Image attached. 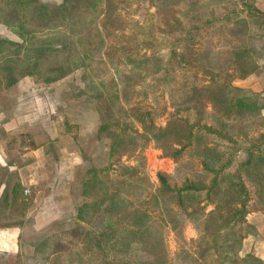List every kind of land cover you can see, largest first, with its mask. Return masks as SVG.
<instances>
[{
  "label": "trees",
  "instance_id": "trees-1",
  "mask_svg": "<svg viewBox=\"0 0 264 264\" xmlns=\"http://www.w3.org/2000/svg\"><path fill=\"white\" fill-rule=\"evenodd\" d=\"M135 1L141 12L155 8L160 35L169 31L166 53L155 48L153 23L146 38L114 45L129 24L127 0H0V21L19 36H0V92L82 69L75 96L96 110L99 133H113L106 162L84 171L75 211L42 230L25 184L4 181L10 166L32 159L0 162V228L20 230L28 264H264L242 254L258 234L249 214H264V91L234 84L259 69L252 42L264 36V9L257 0ZM64 125V134L78 128ZM152 142L176 162L157 183L144 155Z\"/></svg>",
  "mask_w": 264,
  "mask_h": 264
},
{
  "label": "rangeland",
  "instance_id": "rangeland-1",
  "mask_svg": "<svg viewBox=\"0 0 264 264\" xmlns=\"http://www.w3.org/2000/svg\"><path fill=\"white\" fill-rule=\"evenodd\" d=\"M53 1L59 3L61 0ZM127 1L130 7L122 12V15L129 20V24L123 33H119L120 41L113 40L114 45L119 46V42L129 44L131 39L146 38V32L151 29L153 23L155 30L152 29V36L158 43L155 48H164L163 52L166 53L168 51L166 38L170 37L169 28L164 25L163 29L168 31L167 36L160 35L162 25L153 16L155 8H145L141 12L135 0ZM0 36L19 39L17 29L1 21ZM150 48L152 47H145L142 52ZM85 53L91 60L93 55L88 50ZM255 60L257 61L256 58ZM212 61L216 66V52L213 53ZM82 73V69L77 70L53 84H44L27 77L16 86L0 92V122L8 120L1 122L4 134H0V162L6 164L13 158L20 165L32 159V162L22 167L10 166L4 181L12 182L16 178L25 180L27 187L25 193L33 200L28 213L35 212L36 219L39 212V225L44 223V213L49 211L52 221L41 228L34 226L36 230H42L61 216L72 214L82 199L80 191L85 169L92 162L102 165L107 160L113 133H99L96 110L85 98L75 96L76 86H83ZM236 80L238 78L234 82ZM67 118L71 124L78 126L77 130L75 128L73 131L76 133L64 134L66 129L64 122ZM167 120L168 116H165L158 124L165 125ZM74 134L77 136L74 137ZM48 139L53 142V148L46 152ZM144 155L147 160V172L155 183L158 182V172L172 173L176 165L172 158L163 156L162 150L153 142L144 150ZM35 160L38 163L30 165ZM249 215L248 218L257 227L258 234L245 239L242 254H259L264 258V214L253 211ZM185 236L187 239L196 238L197 233L192 225L185 228ZM167 238L170 255L173 258L177 244L172 233H169ZM30 252V248L22 246L20 230L17 227L0 228V264H28L27 256ZM140 258L144 260L146 254L141 253Z\"/></svg>",
  "mask_w": 264,
  "mask_h": 264
},
{
  "label": "crops",
  "instance_id": "crops-1",
  "mask_svg": "<svg viewBox=\"0 0 264 264\" xmlns=\"http://www.w3.org/2000/svg\"><path fill=\"white\" fill-rule=\"evenodd\" d=\"M257 4L260 8L264 9V0H257ZM252 50H253V54L255 56V58L257 59V62L259 64V69L257 70L256 73H254L252 76H250L248 79H238L236 80L234 83L235 85H238L240 87H244V88H249L252 89L254 91H264V36L262 37H258L255 39V41L252 43ZM38 161H34L32 164V166H34L35 164H37ZM26 181H30V179H26ZM22 182L25 184V180H22ZM40 216L39 212L38 215L35 219V227L36 228H41L44 225L48 224L50 221H52L50 219V213L45 212L44 213V223L39 225L38 222V217ZM250 217V215H249ZM259 255V254H257ZM260 257H262L261 255H259Z\"/></svg>",
  "mask_w": 264,
  "mask_h": 264
},
{
  "label": "built area",
  "instance_id": "built-area-1",
  "mask_svg": "<svg viewBox=\"0 0 264 264\" xmlns=\"http://www.w3.org/2000/svg\"><path fill=\"white\" fill-rule=\"evenodd\" d=\"M28 191V190H27Z\"/></svg>",
  "mask_w": 264,
  "mask_h": 264
}]
</instances>
